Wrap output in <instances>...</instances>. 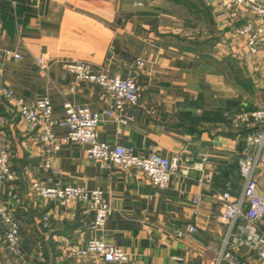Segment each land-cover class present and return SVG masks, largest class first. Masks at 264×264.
Instances as JSON below:
<instances>
[{"label":"crops","instance_id":"0c3cea01","mask_svg":"<svg viewBox=\"0 0 264 264\" xmlns=\"http://www.w3.org/2000/svg\"><path fill=\"white\" fill-rule=\"evenodd\" d=\"M172 2L173 13L179 8L190 13L186 26L200 28L199 34L183 32L186 21L167 19ZM233 11L228 0H0L1 82L28 103L49 97L56 121L64 119L68 102L101 113L102 142L131 146L140 155L158 149L168 158L182 149L195 157L205 153V174L212 177L206 183L199 171L175 173L160 190L138 169L102 168L79 144L63 145L46 168L33 133L0 98L18 175L0 187V204L19 224L23 250L21 259L6 251L0 217V264H85L69 251L94 237L123 248L130 257L123 264H214L224 251L238 264H264L249 246L227 244L229 227L218 220L221 195L229 192L235 200L242 194L238 159L245 136L260 129L236 128L233 117L264 107L258 94L264 89L263 54L230 38L249 20L241 14L233 18ZM138 60L145 63L137 78L142 91L129 124L103 113L111 100L99 84L75 80L65 69L68 61H82L126 78L134 76ZM54 130L58 136L67 133L59 125ZM258 179L264 197V172ZM33 180L102 189L111 206L104 229L90 228L94 215L80 203L61 206L33 195ZM46 212L49 229L40 223ZM189 225L199 228L189 233ZM257 227L264 235V217ZM245 231L241 219L234 233Z\"/></svg>","mask_w":264,"mask_h":264},{"label":"built area","instance_id":"2783aa9c","mask_svg":"<svg viewBox=\"0 0 264 264\" xmlns=\"http://www.w3.org/2000/svg\"><path fill=\"white\" fill-rule=\"evenodd\" d=\"M231 16H249V20L241 26L235 27L230 38L235 42H244L245 47L252 54L262 53L264 58V0H228ZM138 4H141L138 3ZM21 59L18 53H10ZM39 59L38 63H42ZM145 63L138 60L134 66V76L122 77L119 73L110 74L104 69H95L89 63L82 61H68L65 69L75 80L89 81L99 84L108 94L111 103L104 110V114L113 118L119 124H129L132 121L131 108L139 103L142 88L137 82L141 76V69ZM264 91V89H263ZM0 98L6 100L33 133L44 154L45 167L50 168L55 155L63 145L79 144L86 149V156L90 161L98 163L102 168H119L122 171L138 169L142 171L150 182L160 190H166L175 173L189 176L192 171L203 173L202 181L210 183L212 177L205 174L209 163L208 155L200 153L196 157L182 149L173 157H164L158 151L148 155L137 154L133 147L114 144L99 140L98 128L102 115L88 106L65 104V117L60 121L53 118V105L49 97H43L34 103H28L19 96L15 90L0 81ZM233 123L236 128L243 125H259L260 129L245 136L246 149L238 159L240 175L244 181L242 194L235 200L231 199L229 192L221 195L224 202L218 220L229 227L228 233L231 242L227 244L236 247L249 246L254 250L258 259L264 263V235L257 225L264 217V197L258 190V176L264 172V107L250 113L234 115ZM6 118L0 116V187L6 182L17 179V172L11 165V150L6 134ZM59 125L67 130L64 136L55 133V126ZM33 195L45 201H51L61 206L80 203L86 213H92L94 220L90 228L102 231L111 214V206L104 197L102 189L90 190L80 185L47 184L39 180L31 182ZM201 197L198 195L194 203L198 204ZM0 217L5 226L3 244L6 251L14 258L23 256L20 226L13 217L0 204ZM246 220L248 232L235 235L234 228L240 220ZM51 213L42 215L40 223L44 229H49ZM196 225H189L187 232L198 230ZM182 233H179V236ZM71 258L85 264H123L129 261V254L121 247L105 242L100 237H94L84 245L70 249ZM229 260L238 264L237 260L228 251H224L214 264H222Z\"/></svg>","mask_w":264,"mask_h":264},{"label":"rangeland","instance_id":"374dc122","mask_svg":"<svg viewBox=\"0 0 264 264\" xmlns=\"http://www.w3.org/2000/svg\"><path fill=\"white\" fill-rule=\"evenodd\" d=\"M228 4H229V1H228ZM230 5V4H229ZM171 6H173V2L171 3V4H169L168 6H166L167 7V9H171ZM179 10L180 11H174V13H173V11H172V9H171V11H167V19L170 21V22H174L175 20H181L183 23L185 22V26H186V24H188V25H190V23L188 22V17H189V15H190V13H188L186 10H184L183 8L181 9V8H179ZM199 20H201L200 18H199ZM198 21V20H197ZM186 32L187 33V35H188V33H190V32H192V33H198V32H201V29L199 28L198 30H196V29H189L187 26H186V29H184L183 28V32ZM199 34V33H198ZM258 94H259V96H261L262 98V103L264 104V91H263V88H261L260 90H259V92H258Z\"/></svg>","mask_w":264,"mask_h":264}]
</instances>
